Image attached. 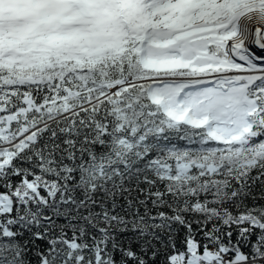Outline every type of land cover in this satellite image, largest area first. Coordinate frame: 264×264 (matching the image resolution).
Here are the masks:
<instances>
[{"label":"snow or ice","instance_id":"obj_1","mask_svg":"<svg viewBox=\"0 0 264 264\" xmlns=\"http://www.w3.org/2000/svg\"><path fill=\"white\" fill-rule=\"evenodd\" d=\"M0 264H264V0H0Z\"/></svg>","mask_w":264,"mask_h":264}]
</instances>
